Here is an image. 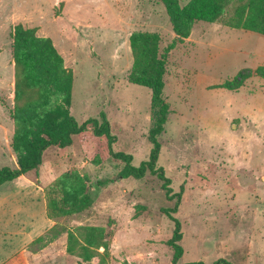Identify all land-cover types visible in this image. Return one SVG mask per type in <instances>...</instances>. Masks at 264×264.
<instances>
[{"label": "rangeland", "instance_id": "obj_1", "mask_svg": "<svg viewBox=\"0 0 264 264\" xmlns=\"http://www.w3.org/2000/svg\"><path fill=\"white\" fill-rule=\"evenodd\" d=\"M190 0H180L184 7ZM197 22L167 59L164 98L171 113L159 137V166L182 191L180 264L226 260L264 264V36ZM52 41L72 72L71 114L79 125L104 113L115 152L139 166L152 145L149 89L131 84L134 33L160 36V53L177 38L157 0H0V169L17 168L11 29ZM106 143L92 130L73 145L50 148L35 171L0 187V264H172V210L151 174L121 179ZM115 179L97 190L96 182ZM61 182L95 192L68 213ZM71 184V185H70ZM183 189V190H182ZM91 191V193H92ZM101 229L107 250L84 249V231ZM70 234L77 250L67 251Z\"/></svg>", "mask_w": 264, "mask_h": 264}, {"label": "trees", "instance_id": "obj_2", "mask_svg": "<svg viewBox=\"0 0 264 264\" xmlns=\"http://www.w3.org/2000/svg\"><path fill=\"white\" fill-rule=\"evenodd\" d=\"M157 1L165 6L177 38L163 54L160 53L161 39L158 34L134 33L130 38L134 63L129 82L145 87L152 93V127L148 136L152 149L148 160L135 166L131 154L114 151L116 137L112 134L104 113L100 119L90 118L83 124H78L71 114L74 82L72 72L65 67L62 56L50 39L38 37L35 30H27L18 25L12 27L10 34L15 71L14 104L10 114L17 127L11 146L17 155L18 167L0 169V187L37 170L50 148H68L73 145L74 137L92 130L96 137L105 141L109 161L123 166L119 173L121 179H142L151 174L163 183L162 189L169 200L177 198L175 208L166 210L175 225L173 236L167 245L173 251L172 264H180L184 256L181 245L182 224L173 214L178 211L182 191L174 194L171 179L158 164L161 154L159 137L164 133L171 113L170 104L164 98L168 55L177 43L190 37L195 23H215L226 14L230 6L232 9L225 19L226 26L264 36V0H190L184 7L180 0ZM114 181L115 179L98 181L95 188L103 189ZM61 183L62 200L68 213H81L94 204L95 192L90 187L85 189L71 184L68 186V182ZM83 239L86 250H107L106 236L101 229H86ZM77 243L75 236L70 234L68 253L72 254L77 250ZM184 264L205 263L200 261ZM214 264L232 263L222 259Z\"/></svg>", "mask_w": 264, "mask_h": 264}]
</instances>
